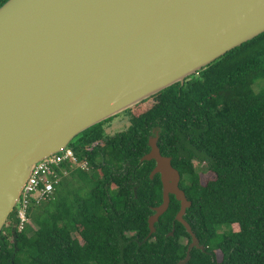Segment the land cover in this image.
<instances>
[{
  "label": "trees",
  "instance_id": "1",
  "mask_svg": "<svg viewBox=\"0 0 264 264\" xmlns=\"http://www.w3.org/2000/svg\"><path fill=\"white\" fill-rule=\"evenodd\" d=\"M125 111L126 129L106 135V119L72 139L68 146L89 168L62 163L67 173L57 170L48 199L30 201L21 229L16 210L10 213L0 231V264L183 259L191 236L175 219L174 195L148 236L162 184L159 174L149 177L155 161L140 158L156 133L191 201L184 219L203 246L190 249L186 264H264V31ZM194 161L214 177L202 183Z\"/></svg>",
  "mask_w": 264,
  "mask_h": 264
},
{
  "label": "water",
  "instance_id": "2",
  "mask_svg": "<svg viewBox=\"0 0 264 264\" xmlns=\"http://www.w3.org/2000/svg\"><path fill=\"white\" fill-rule=\"evenodd\" d=\"M264 31V0H6L0 6V231L34 165L90 126L180 82ZM148 139L167 210L191 205L171 156Z\"/></svg>",
  "mask_w": 264,
  "mask_h": 264
},
{
  "label": "built area",
  "instance_id": "3",
  "mask_svg": "<svg viewBox=\"0 0 264 264\" xmlns=\"http://www.w3.org/2000/svg\"><path fill=\"white\" fill-rule=\"evenodd\" d=\"M65 162L78 165L82 169H88L89 166L87 161L79 162L73 149L69 146L37 162L14 208L19 219V229L23 227L24 223L29 222L26 211L30 201L38 204L53 195L55 184L59 181L57 170L62 171L63 174L67 173L64 168L60 167Z\"/></svg>",
  "mask_w": 264,
  "mask_h": 264
},
{
  "label": "rangeland",
  "instance_id": "4",
  "mask_svg": "<svg viewBox=\"0 0 264 264\" xmlns=\"http://www.w3.org/2000/svg\"><path fill=\"white\" fill-rule=\"evenodd\" d=\"M139 103H137L136 105L138 106ZM136 105H133L131 107V109L133 107H136ZM139 109H140V107L139 108L137 107L136 110L139 111ZM136 110H132L131 112L133 114H135V113H137ZM128 125H129V114L126 111H122V112L117 113L114 116H111L109 119H107V122L104 125V132L106 135H112L116 132H119V131L126 129V127ZM194 165L196 166L197 170L199 171L200 181L202 183H205L206 181H208L214 177L213 172L207 170L205 167V164H200L197 161H194ZM88 168H89V166H88ZM7 223H8V221L5 224L7 225ZM225 229H226V227H222V230H225ZM232 229L237 230L238 227L236 225H232ZM216 257L218 260L221 259V253L219 251H216Z\"/></svg>",
  "mask_w": 264,
  "mask_h": 264
}]
</instances>
